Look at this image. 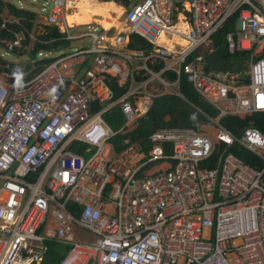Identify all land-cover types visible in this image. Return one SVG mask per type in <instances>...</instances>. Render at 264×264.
Returning <instances> with one entry per match:
<instances>
[{
    "label": "built area",
    "instance_id": "2783aa9c",
    "mask_svg": "<svg viewBox=\"0 0 264 264\" xmlns=\"http://www.w3.org/2000/svg\"><path fill=\"white\" fill-rule=\"evenodd\" d=\"M75 1L52 0L45 22L62 24L65 39L88 37L90 47L30 64L19 89L0 55V264H39L46 240L67 245L58 264H264V134L219 123L264 112V0H128L124 30L88 24L77 36L64 22ZM3 10L7 54L25 53L27 38L46 43ZM225 25V55L247 54L248 82L197 67ZM131 34L151 48H130ZM141 71L147 76L114 98L109 76L126 85ZM181 77L216 111L211 130L158 127L149 148L125 139L115 151L112 137L150 110L151 83L180 95ZM112 108L124 117L117 130L104 119ZM163 161L171 165L152 168ZM75 228L93 239H76Z\"/></svg>",
    "mask_w": 264,
    "mask_h": 264
},
{
    "label": "trees",
    "instance_id": "16d2710c",
    "mask_svg": "<svg viewBox=\"0 0 264 264\" xmlns=\"http://www.w3.org/2000/svg\"><path fill=\"white\" fill-rule=\"evenodd\" d=\"M108 1V0H102ZM117 3L126 5L128 0H113ZM7 7L9 12L15 16L20 17L21 23L30 28L31 22L28 20L35 17V13L29 10H24L18 8L11 4L10 2H5L0 0V11L2 7ZM11 27L17 29L18 24H12ZM47 31L44 35L40 36L41 39L50 40L51 38L60 37L61 33L58 32V29L55 26L46 27ZM228 30V26H223L217 36L215 37L214 44L221 45L224 43V33ZM1 33L4 34V31ZM9 37H13L11 33L8 34ZM68 41L66 40H55L52 42H47L45 44H35L33 51L46 50L48 48L63 44L67 45ZM130 48H143L146 51L151 48V45L142 37L136 34L130 35L129 41ZM226 59L239 60L246 59L247 54L245 52H236L235 54H226ZM52 58L43 60L44 62L51 61ZM154 71H159L163 67L162 62H156L150 65ZM206 70L209 68L207 66ZM146 73L141 71L136 79L142 80L146 77ZM162 76L169 82H173L176 79V74L172 71H166ZM244 82H248L246 79ZM110 87L113 89L114 98L118 97L121 94L125 86H119L115 79H108ZM156 87L163 90V86L159 83L156 84ZM178 91L180 95L173 92H163L157 93L154 97L153 104L148 111V113L137 120L136 126L128 132H117L114 137L111 139V143L115 151L122 149V142L125 139L131 141H138L143 144L146 148L150 147V142L148 141L149 134L158 127L168 126V127H177V126H189L195 129H199L201 125L208 122V117H213L216 114V111L212 108L210 104L205 102L197 94V92L192 87L191 83L186 80L185 77H181L178 83ZM157 92V88L154 91ZM104 119L109 124L113 130H117L123 123L124 117L118 108H112L110 112L104 114ZM220 123L225 126L227 129L232 131L234 134L239 135L240 132L247 127L252 125L259 129L264 134V112H255L250 116L239 117L235 115H228L220 119ZM232 151L236 155L242 157L245 161L251 163L249 154L246 150L236 147L232 148ZM46 250L44 252L43 258L39 264H58L61 259L64 257L67 245L59 243L53 240H46ZM34 264V263H32Z\"/></svg>",
    "mask_w": 264,
    "mask_h": 264
},
{
    "label": "crops",
    "instance_id": "0c3cea01",
    "mask_svg": "<svg viewBox=\"0 0 264 264\" xmlns=\"http://www.w3.org/2000/svg\"><path fill=\"white\" fill-rule=\"evenodd\" d=\"M3 1H5V2H10L11 4H13L14 2H17V4L18 5H15V4H13L14 6H16V7H18V8H21V9H24V10H29V11H31V12H34L35 13V17L34 18H31V19H29L28 21L29 22H31V26H30V28L29 27H27V25H26V27H27V29L30 31V33L34 36V37H37V38H41L40 36H42V35H44V33H46V31H47V28L46 27H51V26H55L57 29H58V32H60L61 33V36L60 37H55V38H51L50 40H45L46 41V43L48 42H52V41H55V40H66V41H68V43H67V45L65 46V45H63V44H60V45H57V46H54V47H51V48H48V49H46V50H39L38 52L37 51H33V49H34V46H35V44H39V43H32V39L31 38H27L25 41H24V43L26 44V48H25V53H26V55L29 57V62L31 61V55L32 54H35L37 57H38V53H42L41 55H42V57L41 58H38L39 60H38V64H43V63H49L50 61H48V62H44L43 60H45V59H49V58H52V60L55 58V57H57V56H55V57H50V56H47V54H49V53H53V52H55V51H57L56 49H57V47L58 46H64V49L62 50L63 52H65L64 50H66L67 49V46L69 45V43H70V41L71 40H68V39H65L64 38V35H65V33H64V31H63V25L61 24V25H49V24H46V22H45V16H46V14H47V12H48V7H50V5L51 4H49V0H42V10H45V9H47V12L45 13V14H43V13H37L35 10H31V9H28V8H26L25 6H24V3L23 2H21V1H19V0H3ZM32 1H35V0H32ZM99 1H101V2H108V1H112V2H114L115 4H120V3H117V2H115V1H113V0H108V1H102V0H99ZM76 2H77V0L75 1V6L72 8V9H69V10H71V12H68L69 10H67L66 11V13H65V17H64V22H65V25L67 26V29H68V31H69V33L70 34H72L71 33V30L70 29H72V28H75V27H77V26H83V25H88V24H90V25H95V26H98V27H100V26H102V24L100 23V22H98V21H96V20H90V22H87V23H83V24H69L68 23V20H67V15L69 14V13H72L75 9H76ZM128 4H129V2L126 4V5H123V4H120L119 6L122 8V13L118 16V22H119V25L118 26H110L109 28H111V30H118V31H122V30H124V22H123V12H124V10H125V8H127L128 7ZM43 6H45V9L43 8ZM2 9H4L3 11H4V13H6V12H8L9 13V9L7 8V7H2ZM112 14L113 15H115L116 16V12H112ZM12 16H13V14H12ZM14 17H16L15 15H14ZM16 18H20V17H16ZM95 18H99V16H97V15H93V19H95ZM121 24V25H120ZM45 31V32H44ZM82 33V32H81ZM81 33H78V34H75V36H77V35H79V34H81ZM74 35V34H73ZM79 39H81V38H79ZM44 40V39H43ZM40 44H45V43H40ZM136 48H139V47H136ZM71 49V48H70ZM53 50V52H50V51H52ZM69 50V49H68ZM61 51V52H62ZM15 56H16V63L17 64H19L21 61H20V58H19V55L17 54V53H13ZM62 54V53H61ZM33 60V59H32ZM51 60V61H52ZM229 60H231V59H229ZM35 61H37V60H35ZM35 61H32V62H35ZM32 62H30V64L32 63ZM30 64L29 65H27L26 67H25V69L26 68H28L29 66H30ZM28 70V69H27ZM24 71V73H26V74H24V76H23V80L25 81L26 79H29L31 76H32V74L34 73V71H32L31 73H28V71ZM13 76V75H12ZM137 77V76H136ZM111 78H113V79H115L116 80V78L115 77H112V76H109V79H111ZM12 80H16V78H15V76H14V79L12 78ZM138 81V79H135V81H129V83L128 84H126V85H119L120 87L121 86H125V89H124V91L122 92V93H124V92H126L127 90H128V88L131 86V88H133V87H135V86H137V84L139 83V81ZM116 82H117V80H116ZM118 83V82H117ZM156 84H159L157 81H154V82H152L151 83V87H152V89L155 91L156 89L154 88V85H156ZM130 85V86H129ZM163 90L162 89H159L158 87H157V92H156V94L157 93H163L162 92ZM121 93V94H122ZM121 94H119V95H121ZM118 95V96H119ZM255 113V112H254ZM253 114V113H252ZM252 114H250V115H252ZM216 115V114H215ZM214 115V116H215ZM250 115H248V116H250ZM236 116V115H235ZM240 117V116H239ZM245 117V116H244ZM222 118V117H221ZM220 118V119H221ZM220 119H219V123H220ZM221 124V123H220ZM222 125V124H221ZM223 126V125H222ZM248 126H252V125H248ZM247 126V127H248ZM163 127H168V126H163ZM177 127H180V126H177ZM189 127V126H188ZM225 127V126H224ZM254 127V126H253ZM226 128V127H225ZM246 128V127H245ZM199 129H201V130H206V131H210L211 130V126H210V121H209V119H208V122L207 123H205V124H203V125H201V127L199 128ZM227 129V128H226ZM227 130H229V129H227ZM230 131V130H229ZM232 132V131H231ZM242 132V131H241ZM240 132V133H241ZM233 133V132H232ZM171 162L170 161H163V162H157L156 164H154L153 165V169L154 170H156V169H159V168H163V167H167V166H169V165H171L170 164Z\"/></svg>",
    "mask_w": 264,
    "mask_h": 264
},
{
    "label": "rangeland",
    "instance_id": "374dc122",
    "mask_svg": "<svg viewBox=\"0 0 264 264\" xmlns=\"http://www.w3.org/2000/svg\"><path fill=\"white\" fill-rule=\"evenodd\" d=\"M19 1L23 2L24 6L26 8L31 9V10H35L37 13L45 14L47 12V9L42 10V0H35V1H32V0H19ZM13 4L18 5L17 2H14ZM49 4H52V0H49ZM68 12H71V10H69ZM70 30H71V33L75 35V34H78V33H81V32H86V31L89 30V28H87L86 25H83V26H77V27L72 28ZM79 46L90 47V41H89L88 37L71 40L69 45L67 46V49L64 50V51H67L70 48L71 49L78 48ZM207 48H208L207 46H200L198 48V52L199 53H204L205 51H207ZM61 51H55L53 53H49V54H47V56L55 57L57 55H60V53L63 52V51L62 52ZM0 55H2L3 59L9 61L12 64L14 70L16 68H18V67L20 69H22V70H25V67L30 64L29 57L26 55V53H21L19 55V58H20L21 62L19 64H17L16 63V60H17L16 56L14 54H12V53L7 54L3 45H0ZM41 57L42 56H38V58H41ZM31 64H35V62H32ZM196 64H197L198 68L206 69V67H205V65H204V63L202 61H197ZM12 78L14 79V75L12 76ZM154 88L155 89L157 88L156 85H154ZM74 232L76 233V239H81V240H84V241H91L93 239L91 234L88 231L84 230V229L75 228Z\"/></svg>",
    "mask_w": 264,
    "mask_h": 264
},
{
    "label": "bare ground",
    "instance_id": "6f19581e",
    "mask_svg": "<svg viewBox=\"0 0 264 264\" xmlns=\"http://www.w3.org/2000/svg\"><path fill=\"white\" fill-rule=\"evenodd\" d=\"M122 11V8L112 1L77 0L76 9L67 15V20L69 24H82L90 22V20H96L103 27L109 28L110 26L119 25L117 18ZM112 12H116V16ZM93 15H97L99 18L93 19ZM19 264H23V262L21 261Z\"/></svg>",
    "mask_w": 264,
    "mask_h": 264
},
{
    "label": "water",
    "instance_id": "95a60500",
    "mask_svg": "<svg viewBox=\"0 0 264 264\" xmlns=\"http://www.w3.org/2000/svg\"><path fill=\"white\" fill-rule=\"evenodd\" d=\"M64 49V46H58L57 51ZM50 52H53L50 51ZM31 58H35V54L31 55ZM203 63L209 69L221 70L229 73H237L242 80L247 78L246 71L248 65L245 60H229L225 58V47L224 45H218L213 50L205 52L202 56Z\"/></svg>",
    "mask_w": 264,
    "mask_h": 264
},
{
    "label": "clouds",
    "instance_id": "9594fccd",
    "mask_svg": "<svg viewBox=\"0 0 264 264\" xmlns=\"http://www.w3.org/2000/svg\"><path fill=\"white\" fill-rule=\"evenodd\" d=\"M223 45V44H222ZM218 46V45H217ZM35 60H37V61H35ZM38 57L35 55V58L32 60L31 59V61H35V63H37L38 64ZM240 60V59H239ZM205 65V64H204ZM206 66V65H205ZM208 70H210V69H208ZM13 75L15 76V78H16V83H15V87L16 88H23L24 87V80H23V76H24V73H23V71H22V69H20L19 67L18 68H16L15 70H14V72H13Z\"/></svg>",
    "mask_w": 264,
    "mask_h": 264
}]
</instances>
